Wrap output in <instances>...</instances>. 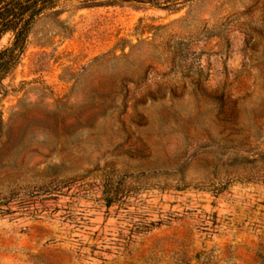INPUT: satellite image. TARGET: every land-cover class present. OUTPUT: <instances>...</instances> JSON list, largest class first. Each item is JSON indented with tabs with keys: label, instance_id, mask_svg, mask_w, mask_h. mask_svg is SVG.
Masks as SVG:
<instances>
[{
	"label": "rangeland",
	"instance_id": "374dc122",
	"mask_svg": "<svg viewBox=\"0 0 264 264\" xmlns=\"http://www.w3.org/2000/svg\"><path fill=\"white\" fill-rule=\"evenodd\" d=\"M2 80L0 264H264V0H62Z\"/></svg>",
	"mask_w": 264,
	"mask_h": 264
},
{
	"label": "trees",
	"instance_id": "16d2710c",
	"mask_svg": "<svg viewBox=\"0 0 264 264\" xmlns=\"http://www.w3.org/2000/svg\"><path fill=\"white\" fill-rule=\"evenodd\" d=\"M62 0H0V37L2 33L15 34L13 47L0 52V82L15 65L26 48L34 21L48 10L54 9ZM88 6L134 5L164 10H175L195 0H79Z\"/></svg>",
	"mask_w": 264,
	"mask_h": 264
}]
</instances>
